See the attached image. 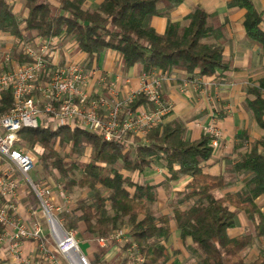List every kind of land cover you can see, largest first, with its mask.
<instances>
[{"label":"trees","instance_id":"16d2710c","mask_svg":"<svg viewBox=\"0 0 264 264\" xmlns=\"http://www.w3.org/2000/svg\"><path fill=\"white\" fill-rule=\"evenodd\" d=\"M15 1L0 0V32L19 40L71 36L91 58L113 50L123 56L126 68L140 65L144 73L161 71L168 76L180 70L188 75L186 80L198 84L202 78L230 69L223 45L209 40L217 29L209 25L210 15L201 6L192 10L186 25L169 21L163 33L151 25L154 16L166 15L167 8L183 0H102L95 8L87 6L89 0H22L24 17L15 12ZM228 5L246 10L243 27L264 49V11H258L253 0H228ZM261 87L264 79L248 89V107L264 129ZM13 102L12 91H5L0 116L13 109ZM148 104L141 94L130 106L137 109ZM186 131L183 120L168 115L146 135L131 140L107 141L100 132L68 126L22 128L19 135L32 147L41 144L39 157L45 168H55L69 178L65 188L93 191L90 198L79 199L71 212L61 215L67 230H81L92 239L109 237L127 225L130 240L123 248L135 243L144 256L143 264H167L174 221L183 244L196 255V264H264V250L253 260L245 256L256 239L264 241L263 141H255L233 165L234 173L244 176L241 189L218 196L215 191L228 186L226 176L204 170L214 156L213 136L202 132L192 139ZM57 145L70 146L69 154L61 153ZM87 147L91 159L84 162L81 158ZM156 164H162L173 181L189 178L178 194L192 202L189 207L171 203V213L157 215L153 211L159 197L157 185L135 181L123 172L144 175ZM241 212L253 231L232 236L229 230L236 227ZM3 230L0 223V235ZM95 245L93 264L103 263L106 248ZM0 264L8 260L0 258Z\"/></svg>","mask_w":264,"mask_h":264},{"label":"built area","instance_id":"2783aa9c","mask_svg":"<svg viewBox=\"0 0 264 264\" xmlns=\"http://www.w3.org/2000/svg\"><path fill=\"white\" fill-rule=\"evenodd\" d=\"M18 51L26 61L11 64L13 57L8 55L6 69L0 70V101L7 90L12 91L14 99L13 109L0 116V223L4 227L0 242H6L7 254L16 264H43L44 261L92 264L74 230H67L58 215L63 209L69 211L67 195L60 191V198L66 202L62 206L63 203L56 201L51 186L31 177L36 155L19 146V131L40 126H68L100 132L107 141L144 136L172 112V102L162 93L163 83L169 76L161 71L143 73L139 89L124 98H120L115 83L108 86L109 95L94 96L88 89L91 75L84 64L57 60L56 37L23 42ZM189 83L195 82L187 80L183 88ZM141 94L147 98L149 107L132 109L131 103ZM210 118L207 124L197 121L195 125L213 136L212 146L216 147L223 138V130L214 115ZM23 184L39 199L47 227L40 222L36 211H31L29 218L23 217L19 202ZM126 233L121 229L109 237L97 238V242L105 247L121 241ZM26 241L38 243L34 257L23 255ZM127 249L131 264L144 263L137 244Z\"/></svg>","mask_w":264,"mask_h":264},{"label":"crops","instance_id":"0c3cea01","mask_svg":"<svg viewBox=\"0 0 264 264\" xmlns=\"http://www.w3.org/2000/svg\"><path fill=\"white\" fill-rule=\"evenodd\" d=\"M93 1L96 2V6H91ZM101 1L89 0L87 6L95 8ZM253 2L258 11H264V0H253ZM197 6H201L210 15L209 25L217 29L209 40L223 45L224 55L230 62L229 70L219 71L215 76L202 78L198 86L200 88L205 86L204 91L206 92L211 91L218 107L211 104L213 99L209 104L204 92L202 94H204L205 99L202 101L197 99L196 94H182L180 85L188 75L180 70H173L169 79L164 81L162 93L165 98L173 103V110L169 118L183 120L186 123V135L189 138H198L204 132L195 125L197 121L207 124L211 120V115L219 114L218 123L224 131V137L220 145L215 148L213 158L204 164V170L213 175L223 174L226 176L228 186L224 189H218L223 191V195H225L227 192L237 191L243 186L244 176H239L241 178L235 180L233 165L252 148L255 141L261 140L264 143V129L258 124L252 110L248 107V101L251 98L248 89L259 86L260 81L264 79V49L258 41L247 34L243 27L246 10L239 7H229L228 0H183L177 6L167 8L166 15L154 16L151 19V25L159 33L165 32L169 21L186 25L189 14ZM262 28L264 30V20ZM42 39L36 37L34 42H39ZM59 39L60 48L58 47L57 60L59 62L77 61L84 64L91 75L88 89L92 94L102 90L100 82H103L102 78L105 76L111 80L116 78L117 86L126 91L132 86H136L138 77L144 73L140 65L126 68L123 56L116 51L106 50L99 56L91 58L79 49L71 36H60ZM18 50L19 48H16L11 64L24 63V61H20L22 57ZM6 65L1 70L6 69ZM261 93L264 97V87H261ZM199 109L201 111H197ZM238 140L241 142L238 143ZM239 152L241 154H238ZM261 152L264 154L263 144L261 145ZM156 166L154 165L153 168ZM162 169H164L165 177L168 180L178 184L175 187V192L178 195L186 187L189 178L183 177L180 181H173L169 179L170 173L166 168L163 166ZM230 179L234 181L233 184H229ZM157 183H159V179L156 180L155 185ZM157 190L159 199L162 194V187L157 185ZM56 201L60 203V198L56 197ZM19 202L23 217L29 218L30 212L26 210L29 201L25 184L21 188ZM243 214V212L239 213L238 217ZM180 241L183 244L181 239ZM96 243L100 246L98 242ZM6 247V242H0V258L7 259L8 264H16L8 256ZM37 248V242L26 241L23 244L22 253L24 256L34 257L37 254ZM32 251H35L34 255L31 254Z\"/></svg>","mask_w":264,"mask_h":264},{"label":"rangeland","instance_id":"374dc122","mask_svg":"<svg viewBox=\"0 0 264 264\" xmlns=\"http://www.w3.org/2000/svg\"><path fill=\"white\" fill-rule=\"evenodd\" d=\"M14 10L15 12L20 16V17H24V13H23V1L22 0H16L14 2ZM91 6H96V2L93 1ZM60 38V36H59ZM58 37H56L57 39V46L59 47V39ZM59 39V41H58ZM23 42H28L25 39L24 40H19L16 37H11L9 34H5L0 32V70L2 67H5V65L7 64L6 60H7V56L8 55H12V57L14 56V52L16 50V48H19V45ZM61 42H63V40H61ZM60 48V47H59ZM17 65V63H15ZM7 67V66H6ZM88 74H90V72H88ZM141 76L140 75L138 77V84L136 86H132L131 88H129V90H124L123 88H119L116 84L115 79L111 80L110 78H108V76H105V81L100 82L101 86L100 88L102 90H100L99 92H95L93 93L94 96H98L99 94H104V95H109V85L111 84H116L117 88H118V92L120 95V98H124L126 97L128 94H131L133 91L138 90L139 86H140V80H141ZM187 81L186 79L183 81V83L180 85V89L182 90V94H187V93H192V94H196L197 99L198 100H204L205 96L204 94H202V92H204L206 94L207 97V101L209 102V104L211 103L212 100V105L214 104L215 107L217 106V102H215V96L213 94H211V91L206 92L204 91V87L205 86H201L198 87L200 84H195V83H189V85L187 86L186 89L183 88V84L184 82ZM98 86V87H99ZM106 86V87H103ZM163 88V87H162ZM201 89V90H200ZM96 94V95H95ZM98 94V95H97ZM219 99V98H218ZM200 101V102H201ZM217 101V99H216ZM173 104V103H172ZM214 107V109H215ZM202 109V108H201ZM201 109L197 110V111H201ZM173 110V108H172ZM216 116V120L219 121L218 119H220L219 114L216 115V113H214ZM170 116V115H169ZM223 130V129H222ZM223 137H224V131H223ZM223 139V138H222ZM221 139V140H222ZM220 140V142H221ZM220 142L218 143V146L220 145ZM241 141L238 140V143H240ZM212 144V143H211ZM19 146L22 147L25 151L28 152H32L36 155V165L35 168L33 170V172L31 173V177L34 178L35 180H43L45 183H47L49 186H51L53 193H54V197L56 199V197L60 198V191H63L70 203L69 205V211L67 209H63L62 212H60L58 215L61 218V215L64 212H71V210L76 206L77 201L81 198L87 197L90 198L93 194V191H91L90 189H81L78 187H72L70 189L65 188V185L68 183V179L66 177H64L57 169L55 168H45V164L43 163V161L40 159L39 155L40 153L43 151V147L41 146V144L36 143V145H33V147L31 145H28L27 143L24 142V140H20L19 142ZM218 146L214 147L217 148ZM57 149L60 150L61 153L65 154H69L70 152V146H62L60 147L59 145L56 146ZM238 154H241L240 152ZM73 158H77L76 155L73 156ZM72 158V159H73ZM91 159V148L87 147V149L85 150L81 160H83L84 162L89 161ZM67 160H70V158H68ZM157 165V166H156ZM155 168H151L147 170V173H145V176L143 175H139V173L135 172V173H131L127 170H123L124 174L127 176H131L135 181H142L145 180L147 182H150L152 184H155L156 180L159 179V183H157L156 185H158V187H162V198L160 196V198L157 200V202L155 203V205L153 206V211L159 215L162 213H171L172 212V205L171 203L174 204H179L181 206V208H187L189 207L192 202L191 201H186L184 200V197L179 196L176 194L175 192V187L178 185L177 183H174L170 180H168L165 177V173H164V169L162 164H156ZM233 176H235V180L237 178H241L239 176H237L235 173H233ZM72 178V177H70ZM233 180L230 179L229 184H233ZM27 186V196H28V205H27V211L31 212V211H36L39 215V219L40 222L43 224V226L47 227L46 225V221L45 217L43 216V212L40 206V202L39 199L37 198V196L35 195V193L31 190V188ZM216 195L221 196L223 195V191L221 190H217L216 191ZM30 198V199H29ZM60 203H63L62 206H64L66 204V202L63 200V198H60ZM236 227L233 229L229 230V233L232 236H237L240 234H243L245 232H252L253 231V226L251 225L250 222H248V220L246 219V216L243 214L242 216H237L236 219ZM172 228H173V233L172 236L170 238V240L167 243V247L169 250V261L167 264H196L197 263V259H196V255H192L189 253V251L187 250V248L181 243L180 241V232L179 230H177V227L174 223V221L172 222ZM123 230H125L127 233L126 236H124V238L121 241L118 242H111L108 243L104 248H106V254L103 256V263L101 262L100 264H131V261L129 259V256L127 254V248H123L124 244L127 242V240H130V227L129 226H124L122 228ZM75 234H76V238L80 243L81 249L82 251L89 257L90 261L93 264V260H94V253L97 250L96 247V240L97 238H86L83 235V232L81 230H74ZM99 238V237H98ZM50 248L51 245L48 244ZM34 247V245H33ZM264 250V241L262 239H256L254 244L252 245L251 248H249L246 252H245V256L247 260H253L254 258H256L262 251ZM38 251V250H36ZM35 251H32L31 254L34 255ZM44 264H50L47 261H44ZM11 264V263H10Z\"/></svg>","mask_w":264,"mask_h":264}]
</instances>
